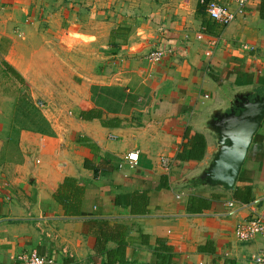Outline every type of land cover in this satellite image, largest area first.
Returning <instances> with one entry per match:
<instances>
[{
  "label": "crops",
  "instance_id": "crops-1",
  "mask_svg": "<svg viewBox=\"0 0 264 264\" xmlns=\"http://www.w3.org/2000/svg\"><path fill=\"white\" fill-rule=\"evenodd\" d=\"M219 1L237 12L229 25L208 15L212 25H204L200 0H112L108 14L96 0L89 12L94 25H85L87 16L61 25L68 12L59 13L57 5L48 27L40 29L36 0H0L3 75L4 59L32 94L44 88L76 98L65 105L72 113L52 120L53 133L45 134L11 122L14 101L2 93L0 80V264H24L21 257L34 251L52 259L49 264H103L90 232L96 219L129 227L132 264L155 263L158 238L172 245V264H257L264 237L240 241L236 227L264 214V118L233 191L196 179L217 146L213 112L229 107L238 94L264 96V0H245L243 8ZM102 19L109 21L103 25ZM23 47H30L27 64ZM156 48L171 52L154 63L147 55ZM106 60L109 68H98ZM54 69L62 71L67 88L53 85ZM89 78L95 92L87 87ZM92 108L101 109L103 118L80 117ZM187 127L207 140L202 160L177 157ZM133 151L139 153L135 166L127 159ZM162 157L171 160L169 168ZM86 160L99 167L97 174ZM66 177L85 187L80 214L67 215L54 198ZM136 191L148 192L146 213H132ZM192 195L210 198L211 207L190 212ZM231 200L247 205L230 206Z\"/></svg>",
  "mask_w": 264,
  "mask_h": 264
},
{
  "label": "trees",
  "instance_id": "trees-1",
  "mask_svg": "<svg viewBox=\"0 0 264 264\" xmlns=\"http://www.w3.org/2000/svg\"><path fill=\"white\" fill-rule=\"evenodd\" d=\"M198 14L203 17L204 25H212L211 22L205 19L207 15L204 5L199 2ZM262 17L264 18V9H262ZM5 66L6 71L15 76L20 82H24V77L21 73L6 60L1 61ZM80 117L87 120L94 118H103V111L99 108H92L82 111ZM34 118V117H33ZM32 118L31 126L27 127L34 131L50 134L53 133L51 125L43 116ZM91 146V144H88ZM207 149V140L200 132H194L190 127L186 128L184 141L181 144L180 151L177 155L181 161L202 160L205 157ZM94 163L89 160L85 161L86 167L93 168L95 174L99 172V167H95ZM85 196V187L81 185L74 177H66L60 184L57 191L54 193V198L63 205L67 215H77L81 213L82 203ZM221 195H212L213 198H218ZM236 198L239 193L236 191ZM212 198V199H213ZM251 197L245 200L250 201ZM211 199L200 195H192L187 202V208L190 212H202L204 209L211 207ZM150 202V197L147 191H136L131 195V210L134 214H143L148 211L147 206ZM96 237L95 252L104 256L103 264H132L136 263L129 259V227L124 223H112L106 219H96L95 225L90 231ZM110 241L116 242V247L109 248ZM174 249L172 245L163 238H158L155 246V263L153 264H172L174 260Z\"/></svg>",
  "mask_w": 264,
  "mask_h": 264
},
{
  "label": "rangeland",
  "instance_id": "rangeland-1",
  "mask_svg": "<svg viewBox=\"0 0 264 264\" xmlns=\"http://www.w3.org/2000/svg\"><path fill=\"white\" fill-rule=\"evenodd\" d=\"M57 1V2H56ZM96 0H36L34 3V18L36 19L35 25H38L40 29H45L47 28L49 21H50V16L49 14L53 13V7L57 8V5H59V13H63V11L68 12V16H66L63 20L59 21L62 25L63 22H66L68 25H71V23L78 22L77 20H83L85 16H87V19L85 20L86 22L85 25H94L96 21H92L90 23V18L91 14L89 15L90 12V3L95 2ZM112 0H98V3H101L102 5L106 6V14H108V7L110 6ZM115 1V0H114ZM136 5L138 4V0H132ZM162 2L167 1V3L172 2L173 0H161ZM56 2V3H55ZM62 2V3H61ZM61 3V4H59ZM62 8V9H61ZM80 10H76V9ZM70 12V13H69ZM29 17V23L33 22V16L30 14L27 15L26 18ZM84 17V18H83ZM90 17V18H89ZM105 18V15H104ZM93 19V18H91ZM49 20V21H48ZM100 20V19H99ZM98 21V19H97ZM103 25L108 22V19H102ZM102 25V22H101ZM22 54L25 57L24 61L27 64L29 60L28 57V49L30 47H23ZM89 52V51H88ZM91 55H94L93 51H90ZM109 60H106L104 64H98L99 67H103L105 70L106 68H109L108 66ZM94 66L95 63H88V65ZM108 70V69H107ZM53 76L55 83L53 85L55 86H61L62 84L64 85L65 88L66 86L69 85L68 80L64 77L63 73L59 69H54L53 71ZM0 80L2 81L1 85V90L2 93H6L8 96L10 95L12 102L14 101L13 104V110L12 114L8 117H11V122H15V125L17 127H22V128H27L31 126V121L32 118L35 119L38 116H43L51 125V121L54 120L56 117H66L72 111L68 110V107H65V105L68 104L69 101H76L74 98V95L66 93L63 91L61 92H50L49 90L47 92H42L45 91V89H39L35 90L36 92L32 94L29 90V86L25 82H20L15 76H13L10 73H6V76L3 75L2 70L0 71ZM94 78H89L87 80V87L88 89L92 91H96V87L94 86L95 83H91L90 81H93ZM30 81V78L28 79ZM52 87V90H54ZM62 88V87H61ZM58 90V88H56ZM96 94V93H95ZM96 97H99L101 99V95H93ZM79 99V98H78ZM77 99V101H78ZM101 101V100H100ZM96 101V102H100ZM52 127V125H51Z\"/></svg>",
  "mask_w": 264,
  "mask_h": 264
},
{
  "label": "water",
  "instance_id": "water-1",
  "mask_svg": "<svg viewBox=\"0 0 264 264\" xmlns=\"http://www.w3.org/2000/svg\"><path fill=\"white\" fill-rule=\"evenodd\" d=\"M264 118V96L238 94L229 107L217 109L210 119L217 135L212 160L196 177L205 185L233 191L250 145Z\"/></svg>",
  "mask_w": 264,
  "mask_h": 264
},
{
  "label": "built area",
  "instance_id": "built-area-1",
  "mask_svg": "<svg viewBox=\"0 0 264 264\" xmlns=\"http://www.w3.org/2000/svg\"><path fill=\"white\" fill-rule=\"evenodd\" d=\"M243 8L245 0H234ZM204 5L205 11L209 18L221 25H229L236 20L237 12L229 5L220 2L219 0H200ZM171 52L170 48H156L148 53V59L151 62L157 63L164 59ZM127 159L129 160L131 166H135L139 162V153L133 151L128 153ZM162 165L165 168L171 166V160L168 157L161 158ZM239 204L240 206H246L244 202H237L231 200L229 202L230 206ZM236 236L240 241H250L256 236L264 237V214H255L249 220L242 221L238 223L236 227ZM24 264H49L53 263L52 259L45 256L39 255L36 251L31 254H26L21 257ZM255 261L257 264H264V251L259 255L255 256Z\"/></svg>",
  "mask_w": 264,
  "mask_h": 264
}]
</instances>
